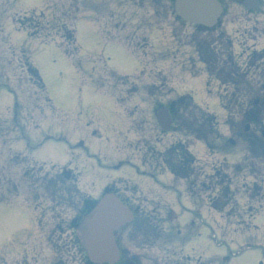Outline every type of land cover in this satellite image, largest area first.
I'll return each mask as SVG.
<instances>
[{
	"label": "rangeland",
	"instance_id": "obj_1",
	"mask_svg": "<svg viewBox=\"0 0 264 264\" xmlns=\"http://www.w3.org/2000/svg\"><path fill=\"white\" fill-rule=\"evenodd\" d=\"M117 4H129L126 0H114ZM43 0H20L17 4L14 5L13 11L22 10L28 7L37 8L41 7ZM130 11H132L130 9ZM259 11H264L263 9ZM131 15V12L126 16V18ZM168 18H158L155 19L152 16H147V19L150 21L148 26H145L144 29H153L159 28L163 31V34L167 37V42H170L171 50L168 53V58L170 62H174L176 71L183 70V72L187 76V42L185 36L187 35V28H184V25L179 24V22L175 19L176 16L174 14L169 15ZM252 20L256 21H264V15L261 13H256L251 16ZM125 19H120V22H123ZM5 26V20L3 17L0 18V53L2 58H5L4 64L0 69V78H2L1 73L5 71L14 70L17 76H22L24 73L21 70V66L19 65L17 58L18 52L16 55H13L10 51V55H7V49L9 45L6 44L7 39L5 37V32L9 36L10 41L15 45L27 44L29 49L32 52V60L35 66L39 69L40 74L44 80L46 85V89L48 92V96L53 100L54 106L60 112V116L62 118H73L75 120L78 119V113H80L83 109L86 110L87 107H94L99 102H106V99L102 92L98 93L97 85L90 81L87 78V75L91 74L92 70V61L90 58H101L102 60H106L107 67L110 71L114 72L117 75H126V76H137L140 74L142 67L137 57L133 56L129 53L126 47L121 43L115 41L104 42L99 32L98 26L93 23L91 20L83 18L80 19L77 23V42L81 47L80 52V63L81 69L78 71L75 68V64L71 59H69L63 49L57 46L55 43L49 44H41L38 40H31L27 37L26 33L23 31H17L11 23H7L5 26V30L3 27ZM172 26H175V30H172ZM264 29V25L261 26ZM177 37L174 35V33ZM175 36V38H173ZM153 39V47L155 49H159L163 47L165 44V40H163V36L161 33H157L156 36L152 35ZM5 53H4V52ZM0 65V66H1ZM178 75V74H177ZM257 82L262 81L264 83L263 75H256L255 77ZM187 81V78H184ZM153 79H143L139 82H128L124 85H119V88L122 92L116 93L115 96L123 97L125 96V88L131 87L130 91L136 92L135 94H129L130 97L133 98L134 102H139L142 99L140 96L145 95L142 90L138 88L144 82L151 83ZM177 84H178V80ZM156 86L152 87V92L159 94L157 96V100L159 102H166L171 100L177 94L185 93V90L192 91L193 89L189 87V85L184 86L179 89H175V94L172 93L171 87L165 82V80L158 81L154 80ZM183 82V81H182ZM171 85V83H170ZM195 89L199 90L197 85H193ZM202 91L204 90V86L201 87ZM214 91V90H213ZM9 92V91H8ZM5 90H0V119L1 122L9 119L7 116L9 115V105L11 99L13 98L11 93H8ZM203 95L199 93L197 96L198 101H201ZM96 101H95V100ZM99 101V102H97ZM201 103V102H200ZM24 104V103H23ZM26 104V103H25ZM19 108H22L23 112L20 110L17 111L19 113L20 118H24L25 122L29 124V114L24 111V105L20 104ZM191 110H194L191 108ZM220 113V119H223V115L225 111H220V109H215ZM18 117V116H17ZM239 118V115L236 116ZM7 122H5L6 125ZM72 121L70 120L67 124H57V123H47L41 129V132H49L54 135H58L61 132L65 134H81L85 133L84 131L78 129L74 125H72ZM225 127H223L224 129ZM256 133L260 134V131ZM40 133L32 132L30 135L31 142L33 144L37 143L40 140ZM163 140L162 136L156 138L154 142L161 143ZM236 144L234 146H229L224 148V151H230L231 153H235L234 158L237 156L246 155V146L244 143H240L237 138H235ZM195 142V140H193ZM238 142V145H237ZM222 143V141L220 142ZM14 149L16 151L24 152L26 151V141H18L14 145ZM196 158L199 164H203V159H205V148L199 144L194 146V150ZM205 151V153H203ZM66 150L65 147L56 141L50 140L42 147L38 148L34 153L33 157L42 161H49L53 163H61L65 155ZM219 159H223L220 156ZM231 162L233 160H230ZM264 165V163H262ZM258 169L261 166H257ZM223 174H226L222 170ZM133 173V172H132ZM202 173V171H201ZM229 173H231L229 171ZM120 175V174H118ZM129 177V176H126ZM135 174H130V178L134 179V183L139 181L138 178H135ZM147 179V178H144ZM254 182H258L254 184L253 193L254 198L239 200V205L243 208L245 212H259L260 214H264V180L261 177H257L254 181L253 178H245L239 180L237 184H235L236 189L239 192L247 191L248 184H253ZM133 183V182H132ZM129 184L125 182L124 184H119L122 189H125V184L130 185V189H127V194L131 197L135 196L136 185ZM152 186H155L152 184ZM22 190V189H21ZM23 191V190H22ZM199 191V190H195ZM99 190L93 191V193H98ZM163 192V190H161ZM166 194L170 199L175 195L171 193V191H166ZM176 197V206L179 207L181 204L187 205V219L191 218L193 215L192 207L193 203L187 198V203L183 200V196L175 195ZM258 207V208H257ZM257 208V209H256ZM211 212V211H209ZM228 212H224V220L227 219L226 215ZM184 214V213H183ZM226 214V215H225ZM207 216V214H205ZM224 220L222 222H224ZM237 218H232L233 228H237ZM243 222L241 226L240 234H232L231 237L234 238L235 243L231 244V249L235 250L236 245L241 244L242 242H251L254 247L250 250H247L244 254L239 256H235L232 259V262L229 264H264V215L255 216L254 222H250L248 217L240 218ZM229 227V226H228ZM35 220L32 216V211L26 206L15 203L14 205H6L0 204V256L5 257V259L9 262L13 260H17L21 258L25 253V261L27 264H53L59 258H68L69 264H77L78 257L83 256L82 253L78 255H74L71 253H59L56 252L55 247L52 245V239L49 233H47L48 238H42L41 241L36 242V247L34 246L32 252L29 253L30 244H32L34 235H35ZM249 230V234L252 236L247 237V233L244 231ZM238 231H236L237 233ZM196 236L195 233H193ZM198 243L202 245V249L206 250V255H209L212 249L207 244L206 237L201 236ZM188 239V236H187ZM223 250H225L223 248ZM132 251H135L133 248ZM192 254L195 255L194 260L200 257V253L198 251H192ZM194 252V253H193ZM141 255L140 251H137ZM136 255V254H132ZM150 256L149 254H147ZM163 261H167L165 264H173L178 263V257H173L169 259L168 254H163ZM150 258V257H147ZM191 262V261H190ZM195 262V261H192ZM17 262H14L16 264Z\"/></svg>",
	"mask_w": 264,
	"mask_h": 264
},
{
	"label": "flooded vegetation",
	"instance_id": "obj_2",
	"mask_svg": "<svg viewBox=\"0 0 264 264\" xmlns=\"http://www.w3.org/2000/svg\"><path fill=\"white\" fill-rule=\"evenodd\" d=\"M260 2L262 3V0H260ZM264 3V2H263ZM261 7V4L259 5V7H258V9ZM257 9V10H258ZM262 9L264 10V6L262 7ZM86 156L83 158L84 159V161H94V160H96V161H98V162H100V159L99 158H94V157H92V156H90V154H89V152L88 151H86ZM93 156H96L95 154H93ZM89 168V166H86L85 167V169H88ZM89 170V169H88ZM68 178L71 180V181H73L74 182V185H73V187L74 188H78V180H79V178L77 177V176H75L74 175V171H71V173H69V176H68ZM155 230H157V227L155 226Z\"/></svg>",
	"mask_w": 264,
	"mask_h": 264
},
{
	"label": "water",
	"instance_id": "obj_3",
	"mask_svg": "<svg viewBox=\"0 0 264 264\" xmlns=\"http://www.w3.org/2000/svg\"><path fill=\"white\" fill-rule=\"evenodd\" d=\"M90 230H92V226H90Z\"/></svg>",
	"mask_w": 264,
	"mask_h": 264
}]
</instances>
